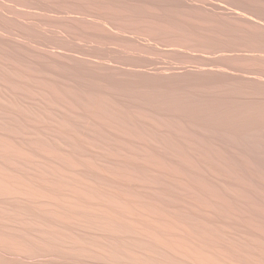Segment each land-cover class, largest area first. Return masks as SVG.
Instances as JSON below:
<instances>
[{
    "label": "bare ground",
    "instance_id": "obj_1",
    "mask_svg": "<svg viewBox=\"0 0 264 264\" xmlns=\"http://www.w3.org/2000/svg\"><path fill=\"white\" fill-rule=\"evenodd\" d=\"M0 264H264V0H0Z\"/></svg>",
    "mask_w": 264,
    "mask_h": 264
}]
</instances>
